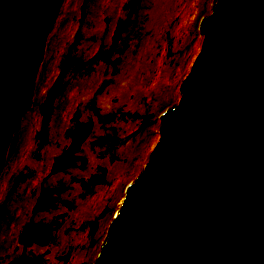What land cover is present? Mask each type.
Returning a JSON list of instances; mask_svg holds the SVG:
<instances>
[{
	"label": "water",
	"instance_id": "95a60500",
	"mask_svg": "<svg viewBox=\"0 0 264 264\" xmlns=\"http://www.w3.org/2000/svg\"><path fill=\"white\" fill-rule=\"evenodd\" d=\"M61 2L0 0V174ZM197 29L192 71L93 264H264V0H212Z\"/></svg>",
	"mask_w": 264,
	"mask_h": 264
},
{
	"label": "flooded vegetation",
	"instance_id": "af4514ba",
	"mask_svg": "<svg viewBox=\"0 0 264 264\" xmlns=\"http://www.w3.org/2000/svg\"><path fill=\"white\" fill-rule=\"evenodd\" d=\"M55 81L45 89L40 81L39 86L36 82L31 107L23 114L12 138L14 143L19 141L17 150H13L16 159L8 158L12 149L9 145L1 170L0 220L5 226L10 224L9 227L15 225L16 228L9 230L12 236L6 235L0 241V264H91L123 200L125 187L136 177L159 136L158 115L162 110L157 112L160 107L155 110L153 119H148L146 114L131 117L122 112V119L109 116L108 112L99 111L104 104L98 97L101 85L94 91V117L79 120L75 102L73 113L64 112L65 115L60 116L62 133L52 138L51 129L46 131L39 123L55 101L60 80L52 102L41 110ZM40 96L35 105V98ZM32 108H37L34 115L40 116L36 123L31 122ZM46 121L44 118L43 122ZM143 129L149 130L152 140L142 151V161L132 169V157L142 144L137 139ZM81 133H85L84 137L74 146ZM24 145L26 149L22 148ZM33 145L37 146L36 158L30 165ZM23 154L24 159H21ZM22 180L26 182L27 198L21 206L13 207L9 215L7 200Z\"/></svg>",
	"mask_w": 264,
	"mask_h": 264
},
{
	"label": "rangeland",
	"instance_id": "374dc122",
	"mask_svg": "<svg viewBox=\"0 0 264 264\" xmlns=\"http://www.w3.org/2000/svg\"><path fill=\"white\" fill-rule=\"evenodd\" d=\"M189 2L196 11L202 7L201 16L210 12L205 7L212 0ZM174 4L175 0H68V9L61 8L50 33L44 66L38 70V86L39 81L43 89L48 88L53 80H60L61 84L53 105L41 116L39 126L46 131L51 129L50 136L56 138V134L63 130L60 127L61 114L73 113L75 102L79 120L93 118L94 91L101 85L98 94L104 102L99 107L101 113L108 112L109 116L118 119H122L121 112L131 117L146 114L148 119H153L155 110L168 100L169 93H175L176 80L182 79L189 71L200 45L195 25L184 30L179 28L177 38L174 37L173 27L179 21ZM40 99L41 96L35 98L34 104ZM36 109L32 108V123L39 121L40 116L34 115ZM147 129H143L146 133L142 132V137L138 136L137 141L142 144L132 157V169L142 161V151L152 140ZM17 143L18 140L10 142L12 149L9 146L8 158L11 160L16 159ZM36 147L32 146L30 165L36 158ZM22 148L26 149V146ZM25 188L26 182L22 180L18 189L12 190L7 200L10 211L7 214L11 215L13 207L21 206L26 200ZM9 225L5 226L0 220V241L6 235L12 236L8 233L15 225ZM7 245L10 242L7 241Z\"/></svg>",
	"mask_w": 264,
	"mask_h": 264
},
{
	"label": "bare ground",
	"instance_id": "6f19581e",
	"mask_svg": "<svg viewBox=\"0 0 264 264\" xmlns=\"http://www.w3.org/2000/svg\"><path fill=\"white\" fill-rule=\"evenodd\" d=\"M105 0H103V2H104ZM210 2V1H209ZM67 3H68V0H62V2H61V5H60V8H59V11H58V14H57V16L55 17V20H54V22H53V24H52V27H51V30H50V32L48 33V36H47V39H46V42H45V49H46V51H48V44H49V39H50V33L52 32V29H53V27H54V24H55V21H56V19H57V17H58V15H59V13H60V10H61V8L62 9H64L65 7L68 9V7H67ZM189 3V4H188ZM211 6H212V3L211 4H209L208 3V5L205 7V8H207L208 7V10H210L211 11ZM174 8H176V13H178V16H179V21L177 22V24L173 27V35H174V37L175 38H177V30L179 29V28H181L182 27V29L184 30V29H187V28H189L190 26H193V25H195V26H197L198 25V20H199V18L201 17V14H202V7H200V9L199 10H197L196 11V9L195 8H193L192 7V3L191 2H189V0H175V4H174ZM210 13V12H209ZM209 13H207V14H209ZM207 14H205V15H207ZM205 15H202V16H205ZM201 39H203L202 38V36H199V42H202V40ZM176 41V39H174V42ZM52 52V51H51ZM45 55V54H44ZM198 57V56H197ZM43 59H44V57H43ZM197 59V58H196ZM196 61V60H195ZM43 64V61H42V63H41V65ZM41 65H40V67H41ZM192 65V64H191ZM191 69V71H192V68H190ZM190 69H189V71H190ZM188 71V72H189ZM190 71V72H191ZM39 72V71H38ZM190 74V73H189ZM37 77H38V75L36 76V79H35V85H34V91H33V98H34V94H35V87H36V82H37ZM188 77V76H187ZM180 81H181V79H177L176 80V83L174 84V89H175V93H173V95H174V97H173V95H171L170 93H169V98H168V100L167 101H164L163 102V105L160 107V109L158 110V112L157 113H159L161 110H163L164 108H166L167 106H170V105H173L175 102H176V100H177V98H178V96H179V90H178V85H179V83H180ZM173 89V88H172ZM33 98H32V101H33ZM30 109V108H29ZM28 110V109H27ZM25 113V112H24ZM23 113V114H24ZM23 114H22V116L20 117V119H19V121H18V124H19V122H20V120H21V118L23 117ZM18 124H17V126H18ZM17 128V127H16ZM16 128H15V131H16ZM13 136H14V134H13ZM12 136V137H13ZM160 134H159V139H160ZM159 139H158V141H159ZM11 141H12V138H11ZM10 141V142H11ZM157 141V142H158ZM157 144V143H156ZM155 147V146H154ZM154 150V149H153ZM7 157V156H6ZM150 157V156H149ZM140 171H141V169H140ZM140 171L138 172V174L140 173ZM137 174V175H138ZM136 175V176H137ZM133 181H134V179H133ZM132 181V182H133ZM121 207V206H120ZM119 211H120V209H119ZM118 211V212H119ZM96 259H97V256L94 258V260H93V262L91 263V264H93L94 262H96Z\"/></svg>",
	"mask_w": 264,
	"mask_h": 264
}]
</instances>
